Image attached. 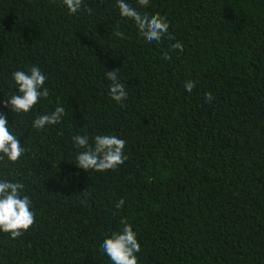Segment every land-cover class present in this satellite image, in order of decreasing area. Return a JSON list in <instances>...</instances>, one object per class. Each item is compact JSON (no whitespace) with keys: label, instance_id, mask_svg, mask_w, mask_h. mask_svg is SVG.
Instances as JSON below:
<instances>
[{"label":"trees","instance_id":"16d2710c","mask_svg":"<svg viewBox=\"0 0 264 264\" xmlns=\"http://www.w3.org/2000/svg\"><path fill=\"white\" fill-rule=\"evenodd\" d=\"M126 2L166 16L173 39L149 43L116 0L75 14L62 0H0V113L26 149L0 161V180L23 183L35 212L20 237L0 232V264H112L100 245L122 219L139 264H264V0ZM33 65L50 95L17 114L3 103L20 94L12 73ZM57 105L60 123L32 126ZM76 134L126 139V161L84 171Z\"/></svg>","mask_w":264,"mask_h":264},{"label":"clouds","instance_id":"9594fccd","mask_svg":"<svg viewBox=\"0 0 264 264\" xmlns=\"http://www.w3.org/2000/svg\"><path fill=\"white\" fill-rule=\"evenodd\" d=\"M67 6L69 13H77L83 5V0H62ZM120 16L132 20L141 36L149 43L161 41L165 37L173 39L168 29L170 24L166 16L152 15L140 12L136 7L126 2V0H116ZM142 7H147L150 0H137ZM91 12V9H88ZM114 35L123 38V33L117 28ZM173 50L183 51V44L176 42L171 45ZM165 59L171 56L165 54ZM119 69L106 72V78L111 81L109 94L117 103L128 98V92L119 78ZM20 94H13L3 103L11 111L20 113H30L42 98H48L49 88L46 86L48 77L38 66H31L28 71L16 70L12 73ZM195 82L188 80L185 82V89L191 92L195 88ZM207 101L213 100V94H205ZM63 106L57 105L50 114H43L35 118L33 127L43 130L48 125H55L67 116ZM72 141L77 148L83 149L77 154L76 165L84 171L94 170L106 172L115 170L123 164L127 155L125 148L126 139H121L116 135H96L94 143L89 142L87 135L76 134ZM26 152L20 140L9 129L7 113H0V161L7 160L15 163L19 161ZM25 185L21 182H13L7 179L0 180V232L8 233L13 239L20 237L35 224V212L32 210V200L28 195H21ZM123 198L117 203V208L123 207ZM122 228L114 231L100 245L101 252L106 254L112 264H139L137 253L141 252L142 245L138 240V233L133 230V226L126 219L121 220Z\"/></svg>","mask_w":264,"mask_h":264}]
</instances>
